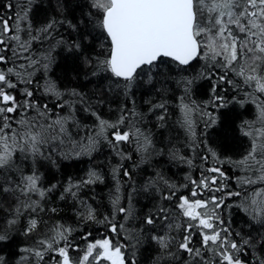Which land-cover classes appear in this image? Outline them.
Listing matches in <instances>:
<instances>
[{
    "label": "snow or ice",
    "instance_id": "1",
    "mask_svg": "<svg viewBox=\"0 0 264 264\" xmlns=\"http://www.w3.org/2000/svg\"><path fill=\"white\" fill-rule=\"evenodd\" d=\"M32 3L33 0H25L23 5L18 0L15 4L7 2L4 8L16 11L0 15V211L11 217L9 226L28 212L31 218L25 235L39 231L41 221L36 217L45 211L44 203L58 187L42 185L37 167L41 163L56 166L58 159L90 156L103 142L120 158L113 168L114 179L122 170L131 181L133 175L123 161L133 157L124 146H134L141 162H147L154 152L163 154L162 149H156L151 134L140 127L145 117L135 108L126 114L122 109L121 116L112 122L91 111L90 106L84 107L82 111H90L95 117V128H86L75 115L76 104L87 103L83 93L75 89L61 91L51 80L41 85L36 74L47 73L52 57L50 50L37 51L33 45L51 39L55 26L62 22L50 20L34 29ZM90 6L96 10L92 23L110 42L106 57L97 58L96 65L122 79L125 90L143 76L149 83L153 73L162 76L158 70L162 58H171L179 66L203 61L196 77L181 81L184 95L180 97L181 118L177 123L193 155L168 151L171 159L192 168L195 154L204 145L198 152L199 179L189 175L190 195H177L180 188L188 185H177L156 173L142 190L155 192L159 203L142 217L138 228H133L126 227L129 220L136 218L131 197L127 205L122 203L119 182L108 215L98 216L96 208L79 199L82 186L103 182L99 174L91 171L87 179L63 187L60 199L77 200L81 222L104 225L114 235L89 240L92 233L87 232L81 236L86 244L81 249L74 243L75 230L56 223L34 246L22 249L26 253L22 257L24 264H137L135 252L146 232L153 233L147 238L157 245L155 264H264V0H90ZM61 42L62 39L57 41ZM71 47L79 50L80 44L73 42ZM198 79L211 83L209 98L203 105L191 96L193 82ZM229 88L236 95L243 94L238 101L242 106L251 102L257 109L256 120L241 126L242 135L250 143L238 159H221L203 139L205 129L216 123L213 112L230 103ZM38 94L51 99L44 102ZM157 110L156 118L163 126L166 102L149 108V112ZM197 118L204 122L199 134ZM24 161H30L28 171ZM209 161L212 164L203 167ZM225 164L235 170L232 175ZM230 181L236 184V190H230ZM233 197L237 198L236 206L249 217V225H259L254 231L236 232L226 223L222 209ZM48 211L56 213L58 209ZM117 216L124 222L117 221ZM161 225L164 232L159 231ZM197 236L199 240L194 243ZM7 239L6 231L0 234V241ZM129 248L132 252L127 255ZM0 264H5L3 257Z\"/></svg>",
    "mask_w": 264,
    "mask_h": 264
},
{
    "label": "trees",
    "instance_id": "2",
    "mask_svg": "<svg viewBox=\"0 0 264 264\" xmlns=\"http://www.w3.org/2000/svg\"><path fill=\"white\" fill-rule=\"evenodd\" d=\"M7 2L15 4L17 0H0V15L8 16L16 11V8L12 11L4 8L3 5ZM18 2L23 5L25 0H18ZM31 7L30 17L34 29L47 24L50 20L62 22L55 26L51 39L42 44L33 45L37 51L50 50L52 57V63L47 73L36 74L41 85L45 83V80H51L61 91L67 92L75 89L77 92L83 93L87 103L85 105L77 103L75 115L80 125L86 126V128H95V117L91 115L90 111H82L81 109L84 107L90 106L91 111L99 113L104 119L112 122L121 116L122 109L126 114L129 109L135 108L145 117L140 127L151 134L156 149H162L163 154L154 152L147 162H141L139 155L133 151L134 146H124L125 150L131 152L133 157L131 161H123L124 167L133 175L131 181L123 176L122 170L114 179L113 168L118 166L120 158L103 142L98 150L90 156L82 155L78 158L58 159L56 166L48 162L38 165V170L42 175V185L49 187L56 184L58 187L50 193L44 203L45 211L40 212L36 217L41 221L39 231L36 233L24 234L28 220L31 218L28 212H24L15 225L9 226L8 220L11 217L6 212L0 211V234L6 231L8 236L7 240L0 241V257H3L5 264H24L22 257L26 253L22 249L34 246L35 241L45 235L49 227L56 223L69 225L75 230L73 233L74 243L81 249L86 246L81 236L87 232L92 233L89 240L114 235L107 231L104 225L81 222L77 216L79 207L77 200L71 197L60 199L63 187L68 186L69 183L83 181L89 172L97 171L103 182L82 186L78 197L96 208L97 215L102 217L110 214L111 199L116 194V186L119 182L123 197L122 203L127 205L128 198L131 197V205L136 217L135 220H129L126 227L138 228L142 217L150 209L155 210V205L159 203L155 192L142 190L146 181L155 178L156 173H160L177 185H188V187L180 188L177 195H190L192 185L187 177L190 175L193 179H199L201 162L198 152L203 151L204 148V145H201L195 154L192 168L171 159L168 155L169 149L178 150L181 155H193L186 147L188 141L177 121L181 118L180 97L184 95L181 81L184 78L196 77L202 70V60H196L189 66H179L173 60L162 58L163 63H160L158 69L163 72L162 76L156 77L153 73L151 83L148 82L147 76H143L130 89L125 90L123 88L125 82L122 79L113 77L110 72L103 71L96 65L97 58L104 59L106 57L110 42L92 23V20L96 18V10L91 8L90 0H33ZM89 13L93 15L90 17ZM70 24L76 25V28L73 29ZM86 34L87 38L84 39ZM61 39L63 42L57 43ZM73 42L80 44L79 50L71 47ZM184 67L187 70L181 71V68ZM94 69L96 74H93ZM210 88L209 81L194 80L191 90L192 99L197 104L203 105L209 98ZM38 95H41V100L44 102L51 99L43 97L42 94ZM227 96L230 103L227 107L213 112L216 123L205 129L206 135L203 139L207 141L208 147L213 148L220 155L221 159L226 157L238 159L247 151L250 143L249 139L242 135L241 126L245 121L256 120L257 109L251 102H246L242 106L238 101L243 98V94L236 95L231 88H229ZM233 96L236 97L235 100L232 99ZM132 101L135 103L133 104ZM159 102H166L167 105V116L163 126H159L161 122L156 118L159 110L149 112L151 105ZM208 110L212 111L211 108ZM197 125L199 134L204 128L203 120L197 118ZM135 164H139V167H135ZM211 164L212 161H209L203 167L206 168ZM23 167L25 171H28L31 167L30 161H24ZM224 168L228 170L229 175L235 171L228 164H225ZM229 183L230 190H236V184L231 181ZM217 195L220 194L217 193ZM175 202L174 200L172 204ZM236 202L237 198L235 197L228 199L226 201L228 207L222 209L226 223L236 232L254 231V228L259 225L250 226L249 217L236 206ZM169 206L171 207V205ZM50 208H56L58 211L52 213L48 211ZM31 215L35 216L36 214ZM117 221L124 222L120 216H117ZM159 231H165L162 225L159 226ZM152 234L146 232L143 243L137 246L135 252L137 264H155L158 256L157 245L147 238ZM198 240L197 236L194 243H197ZM131 252L132 249L129 248L127 255H130ZM72 255L75 256L76 253L73 252Z\"/></svg>",
    "mask_w": 264,
    "mask_h": 264
},
{
    "label": "water",
    "instance_id": "3",
    "mask_svg": "<svg viewBox=\"0 0 264 264\" xmlns=\"http://www.w3.org/2000/svg\"><path fill=\"white\" fill-rule=\"evenodd\" d=\"M167 59H170V60H172L171 58H167ZM174 62H175V61H174ZM193 62H194V61H193ZM193 62H192V63H193Z\"/></svg>",
    "mask_w": 264,
    "mask_h": 264
},
{
    "label": "bare ground",
    "instance_id": "4",
    "mask_svg": "<svg viewBox=\"0 0 264 264\" xmlns=\"http://www.w3.org/2000/svg\"><path fill=\"white\" fill-rule=\"evenodd\" d=\"M206 119V118H205ZM88 177V176H87ZM87 177H86V179H87Z\"/></svg>",
    "mask_w": 264,
    "mask_h": 264
},
{
    "label": "rangeland",
    "instance_id": "5",
    "mask_svg": "<svg viewBox=\"0 0 264 264\" xmlns=\"http://www.w3.org/2000/svg\"><path fill=\"white\" fill-rule=\"evenodd\" d=\"M97 173V171H95ZM98 174V173H97Z\"/></svg>",
    "mask_w": 264,
    "mask_h": 264
}]
</instances>
